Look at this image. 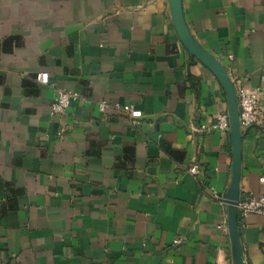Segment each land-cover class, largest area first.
<instances>
[{
    "label": "crops",
    "instance_id": "obj_1",
    "mask_svg": "<svg viewBox=\"0 0 264 264\" xmlns=\"http://www.w3.org/2000/svg\"><path fill=\"white\" fill-rule=\"evenodd\" d=\"M181 2L192 37L257 93L239 189L264 195V0ZM58 88L80 96L51 115ZM128 103L137 123L113 107ZM225 111L168 0H0V264H233L210 195L231 182L229 131L212 128ZM238 227L245 264H264V215Z\"/></svg>",
    "mask_w": 264,
    "mask_h": 264
},
{
    "label": "water",
    "instance_id": "obj_2",
    "mask_svg": "<svg viewBox=\"0 0 264 264\" xmlns=\"http://www.w3.org/2000/svg\"><path fill=\"white\" fill-rule=\"evenodd\" d=\"M168 4L174 28L181 43L216 76L225 92L232 147V176L230 186L223 197L227 207V228L232 246V261L233 264H245L242 255L237 210V203L240 199L239 180L243 131L239 122L235 85L220 61L206 51L190 34L184 20L181 0H168Z\"/></svg>",
    "mask_w": 264,
    "mask_h": 264
},
{
    "label": "built area",
    "instance_id": "obj_3",
    "mask_svg": "<svg viewBox=\"0 0 264 264\" xmlns=\"http://www.w3.org/2000/svg\"><path fill=\"white\" fill-rule=\"evenodd\" d=\"M231 58V55H229ZM37 80L41 84L48 83V73L46 71L40 72L37 75ZM235 90L237 96V104L239 111V122L241 128H247L258 122L261 109L259 105V99L257 97L256 91H251L239 84L236 81ZM80 94L77 91L65 90L58 88L55 91V95L51 104V115H61L65 113L67 107L72 99L78 98ZM99 109L103 111L105 107L108 106L106 100H100L98 102ZM114 108L125 113L130 118L132 123H137L142 117V112L136 109L133 104L128 103L124 105L115 104ZM213 129L219 130L221 132L229 131V120L228 113L219 112L216 114L215 122L212 125ZM187 173L196 177L200 173V166L198 164H192L186 168ZM260 181L264 182V177L260 178ZM210 195L212 200H214L220 206H226V201L222 194L218 192L214 187L210 188ZM238 215L240 217H246L249 214L264 215V195H254L252 193H247L244 197L240 198L237 203ZM227 226V217H224L217 228H224ZM174 244L178 243L177 240L173 241Z\"/></svg>",
    "mask_w": 264,
    "mask_h": 264
}]
</instances>
